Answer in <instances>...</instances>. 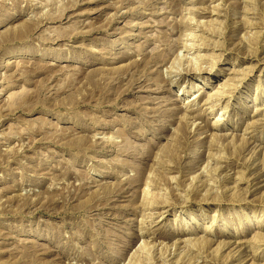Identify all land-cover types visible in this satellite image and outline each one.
<instances>
[{
  "label": "rangeland",
  "instance_id": "374dc122",
  "mask_svg": "<svg viewBox=\"0 0 264 264\" xmlns=\"http://www.w3.org/2000/svg\"><path fill=\"white\" fill-rule=\"evenodd\" d=\"M263 91L264 0H0V264H264Z\"/></svg>",
  "mask_w": 264,
  "mask_h": 264
},
{
  "label": "bare ground",
  "instance_id": "6f19581e",
  "mask_svg": "<svg viewBox=\"0 0 264 264\" xmlns=\"http://www.w3.org/2000/svg\"><path fill=\"white\" fill-rule=\"evenodd\" d=\"M175 61V60H174ZM216 63H219V60H217V61H215V63L214 64H216ZM171 64V63H170ZM174 64V63H173ZM196 69V68H195ZM198 69V68H197ZM201 70V69H200ZM212 70V69H211ZM183 86L184 85H180L179 86V90L181 89L182 91H184V88H183ZM192 86V85H191ZM204 88V86H202L201 85V81H198V80H196V81H194L193 82V86H192V89L194 90V91H200V93L198 92V93H196V94H193L192 95V97H191V99L190 100H188L187 101V103H189L190 101H192L193 99H195V97L196 98H199V97H201V95H202V92H201V90ZM179 90L176 92V95H179L180 94V92H179ZM181 91V92H182ZM264 92V91H263ZM257 95V94H256ZM255 99V98H254ZM209 111H212V110H209ZM226 114V109H222L221 110V114H218L217 116H215V119H214V121L212 122V128H219V127H221V124L223 123V121L225 120V118H222V116H224ZM221 198V197H220ZM232 199V198H231ZM220 200V199H219ZM202 201V200H201ZM210 201V200H209ZM213 201V200H212ZM160 205V204H159ZM167 206V205H166ZM203 207H201V209H202ZM215 220H216V215H213L212 216V221H211V223H215ZM258 223V220L256 219L255 220V224H257ZM259 224V223H258ZM257 224V225H258ZM255 226V225H254ZM212 227H213V225L211 226V225H208V224H205V226H203V231L204 232H206V233H208V232H211L212 231ZM220 229L221 230H227L226 229V227H225V225L224 226H220ZM240 242V241H239ZM244 242V241H243ZM221 246V245H220ZM139 250V249H138Z\"/></svg>",
  "mask_w": 264,
  "mask_h": 264
}]
</instances>
